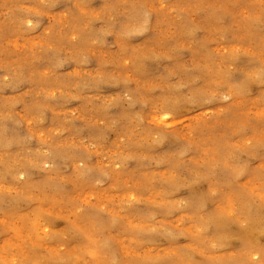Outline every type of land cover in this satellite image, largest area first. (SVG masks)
I'll return each instance as SVG.
<instances>
[{
  "label": "rangeland",
  "instance_id": "374dc122",
  "mask_svg": "<svg viewBox=\"0 0 264 264\" xmlns=\"http://www.w3.org/2000/svg\"><path fill=\"white\" fill-rule=\"evenodd\" d=\"M0 264H264V0H0Z\"/></svg>",
  "mask_w": 264,
  "mask_h": 264
}]
</instances>
